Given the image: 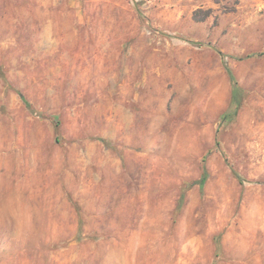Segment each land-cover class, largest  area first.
<instances>
[{
    "label": "rangeland",
    "instance_id": "374dc122",
    "mask_svg": "<svg viewBox=\"0 0 264 264\" xmlns=\"http://www.w3.org/2000/svg\"><path fill=\"white\" fill-rule=\"evenodd\" d=\"M259 52L264 0H0V264H264Z\"/></svg>",
    "mask_w": 264,
    "mask_h": 264
},
{
    "label": "trees",
    "instance_id": "16d2710c",
    "mask_svg": "<svg viewBox=\"0 0 264 264\" xmlns=\"http://www.w3.org/2000/svg\"><path fill=\"white\" fill-rule=\"evenodd\" d=\"M195 19H201V17H197V16L195 15ZM189 43H193V42H192V41H189ZM194 44H195V45H199V46H201L203 43L196 42V43H194ZM218 54H219L223 59L226 57V55H225L224 53H222L221 51H218ZM263 54H264V52L251 53V54H247V55H245L244 57H240V58H249V57H251V56H255V55L260 56V55H263ZM225 68H226V71H227V73H228V75H229L231 81L233 82L232 102H231V103H232V106H233V109H234V110H233V113H235V112H236V109L238 108V106H239V104H240V88L237 86V83H236V81H235V79H234V76H233V74H232L231 69H230L228 66H226ZM20 94H21V93H20ZM21 98H22L24 104L26 105V107L28 108V110H29L32 114H34L35 116L43 117V114H41L40 112L36 111V110L32 107V105L26 101V99L23 97V95H21ZM49 118H50L53 122H55V124H57V119H56V118H54V117H49ZM215 144H216L217 147L219 146V142H218V141H216ZM234 174H235V176L238 178V180H239L241 183L244 182L243 177H241L238 173H234ZM205 179H206V171L203 172L202 177H201L200 180L198 181V183H199L200 186H202V185L204 184Z\"/></svg>",
    "mask_w": 264,
    "mask_h": 264
}]
</instances>
